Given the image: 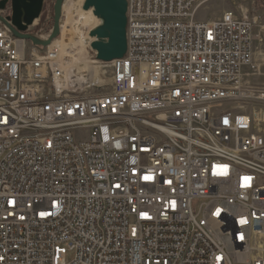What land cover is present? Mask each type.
<instances>
[{
	"label": "built area",
	"instance_id": "1",
	"mask_svg": "<svg viewBox=\"0 0 264 264\" xmlns=\"http://www.w3.org/2000/svg\"><path fill=\"white\" fill-rule=\"evenodd\" d=\"M126 1L107 83L0 25V264H264L258 19Z\"/></svg>",
	"mask_w": 264,
	"mask_h": 264
},
{
	"label": "water",
	"instance_id": "2",
	"mask_svg": "<svg viewBox=\"0 0 264 264\" xmlns=\"http://www.w3.org/2000/svg\"><path fill=\"white\" fill-rule=\"evenodd\" d=\"M65 0H55L53 4L52 29L47 38L28 33L29 28L42 13L44 0H0V11L10 6V15L3 19L2 25L14 39L30 42L40 50L48 47L59 37V23ZM92 10L101 25L90 31L89 37L94 41L89 49L101 63H111L123 58L126 52V0H84L82 10Z\"/></svg>",
	"mask_w": 264,
	"mask_h": 264
},
{
	"label": "rangeland",
	"instance_id": "3",
	"mask_svg": "<svg viewBox=\"0 0 264 264\" xmlns=\"http://www.w3.org/2000/svg\"><path fill=\"white\" fill-rule=\"evenodd\" d=\"M72 1L79 0H70L67 3V6L71 4ZM55 0H44L43 5V18L50 19L52 22L53 16V4ZM84 2V0H83ZM237 7L238 10H247L249 15L253 18H257V23L253 31V41L251 45L253 63L255 66L254 77H252V82L256 85H264V0H214L201 9H199L195 15V20H209L210 18H218L222 14V11L232 9ZM69 10V9H68ZM7 12V15H10V6L7 5L4 10ZM69 11H66L65 14L62 12L61 23L66 31L70 30L69 26ZM49 25V24H48ZM64 32L65 34L67 32ZM34 28L29 30V33H33ZM60 39V37H58ZM60 41V40H59ZM98 67V81L102 83H107L110 80V66H99ZM101 73V74H100ZM78 74V73H76ZM102 77H101V76ZM101 77V78H100ZM94 80V79H93Z\"/></svg>",
	"mask_w": 264,
	"mask_h": 264
},
{
	"label": "bare ground",
	"instance_id": "4",
	"mask_svg": "<svg viewBox=\"0 0 264 264\" xmlns=\"http://www.w3.org/2000/svg\"><path fill=\"white\" fill-rule=\"evenodd\" d=\"M69 1H64L62 12L65 14L66 11H69L70 30L66 31L60 24V39H55L50 47L59 46L62 53L71 57V67L78 81L98 80V67L93 66L98 64L89 60L87 46L94 41L89 37V31L99 25L101 21L93 16L91 9L82 10L83 0L72 1L67 6Z\"/></svg>",
	"mask_w": 264,
	"mask_h": 264
},
{
	"label": "crops",
	"instance_id": "5",
	"mask_svg": "<svg viewBox=\"0 0 264 264\" xmlns=\"http://www.w3.org/2000/svg\"><path fill=\"white\" fill-rule=\"evenodd\" d=\"M232 9H238L237 7H234V8H232ZM225 11V10H224ZM224 11H222V12H224Z\"/></svg>",
	"mask_w": 264,
	"mask_h": 264
}]
</instances>
